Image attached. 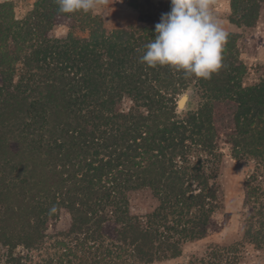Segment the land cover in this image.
Listing matches in <instances>:
<instances>
[{
  "label": "trees",
  "instance_id": "obj_1",
  "mask_svg": "<svg viewBox=\"0 0 264 264\" xmlns=\"http://www.w3.org/2000/svg\"><path fill=\"white\" fill-rule=\"evenodd\" d=\"M127 1L135 9L151 2ZM163 6L170 11V0ZM263 6L230 0L229 20L252 27ZM57 7L35 0L16 18L11 2H0V264H23L52 238L58 256L34 264L178 257L222 208L215 181L222 137L234 159L254 162L246 181L251 210L231 245L215 244L212 257L189 264H237L244 244L264 250V201L255 199L264 192L253 185L264 175V70L243 85L234 34L217 73L188 78L140 62L155 25L107 28L91 11L60 14ZM62 20L68 33L51 35ZM190 87L194 106L178 112L177 97ZM143 190L154 205L132 214L130 196ZM61 209L70 224L52 237L47 231ZM19 246L28 254L16 253Z\"/></svg>",
  "mask_w": 264,
  "mask_h": 264
},
{
  "label": "rangeland",
  "instance_id": "obj_2",
  "mask_svg": "<svg viewBox=\"0 0 264 264\" xmlns=\"http://www.w3.org/2000/svg\"><path fill=\"white\" fill-rule=\"evenodd\" d=\"M3 1L11 2L15 17L22 18L31 9L35 0H0V2ZM165 1L151 0L150 4L145 5L144 2L140 8L135 9L127 4V0H106V2L98 4L91 12L98 15L107 28L136 24L155 25L159 22L161 14L166 13L163 6ZM212 11L223 28L228 33L234 34L239 57L246 67V73L242 80L243 85L256 83L264 70V6L256 24L252 27H244L230 22V0H213ZM68 31L67 23L62 20L59 24L54 25L50 34L64 36ZM75 34L82 37L88 33L87 31L75 30ZM180 95L181 93L178 97ZM193 97L194 94L191 96L188 107L194 106ZM220 148L223 153V160L215 181L222 199V208L213 213L210 218L206 235L200 239L185 243L178 257L151 264H189L194 259L212 257L211 252L215 244L220 246L231 245L232 239L236 232L239 231L241 222H243V214H248L251 210L250 207L245 205L246 181L248 175L253 174L255 165L250 160L234 159L230 155L229 147L224 137L221 138ZM259 173L262 177L257 176V181L253 182V185H260L261 191L264 192V175L262 172ZM262 194H257V196L255 194V199L258 200V203L264 201V195ZM153 205L154 200L148 191L134 192L130 196V211L132 214L143 215ZM69 224L70 215L64 209H61L58 219L50 225L47 232L53 237V235L67 230ZM53 239L48 240L47 249L33 253L32 251L28 252L29 260H24L23 264H34L47 256L56 258L60 252L56 248L51 247L50 243H52ZM238 248L240 255L238 256L237 264H264V250H256L248 244L241 245ZM15 252H20L23 255L28 254L22 246L17 247ZM226 257L227 255H224V258ZM224 261L221 264H224ZM226 263L228 264V262Z\"/></svg>",
  "mask_w": 264,
  "mask_h": 264
},
{
  "label": "clouds",
  "instance_id": "obj_3",
  "mask_svg": "<svg viewBox=\"0 0 264 264\" xmlns=\"http://www.w3.org/2000/svg\"><path fill=\"white\" fill-rule=\"evenodd\" d=\"M106 0H55L57 12L88 13ZM213 0H170L139 57L150 68L168 66L185 77L210 79L223 67L229 33L212 11Z\"/></svg>",
  "mask_w": 264,
  "mask_h": 264
},
{
  "label": "water",
  "instance_id": "obj_4",
  "mask_svg": "<svg viewBox=\"0 0 264 264\" xmlns=\"http://www.w3.org/2000/svg\"><path fill=\"white\" fill-rule=\"evenodd\" d=\"M192 94H193L192 87L186 89L183 93H181V95L178 97L176 102L178 111L188 108Z\"/></svg>",
  "mask_w": 264,
  "mask_h": 264
}]
</instances>
